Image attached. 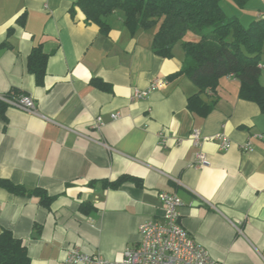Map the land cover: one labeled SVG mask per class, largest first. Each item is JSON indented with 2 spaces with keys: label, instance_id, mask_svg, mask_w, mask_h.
<instances>
[{
  "label": "crops",
  "instance_id": "1",
  "mask_svg": "<svg viewBox=\"0 0 264 264\" xmlns=\"http://www.w3.org/2000/svg\"><path fill=\"white\" fill-rule=\"evenodd\" d=\"M75 1L0 0V42H7L0 48V94L16 88L33 98L38 112L8 106L0 117V179L54 196L46 207L37 196L0 185V232L23 240L30 264H67L72 246L118 260L139 241L141 222L161 219L158 194L174 192L181 224L212 258L264 264V139L254 136L264 131V111L239 96L231 75L200 95L201 105L213 102L209 110L189 109L196 86L184 75L168 77L181 67V43L172 57H161L151 49L153 28L131 32L116 11L103 33L85 24L77 7L71 14ZM226 2L239 20L264 17V0L241 8ZM35 45L48 53L41 85L26 69ZM156 77L166 84L145 99H130L134 88ZM93 78L111 90L92 85ZM113 112L120 116L111 118ZM192 128L206 138L202 167L193 165ZM219 132L231 140L226 151L212 139ZM247 140L251 150L241 147ZM125 173L141 185L104 186Z\"/></svg>",
  "mask_w": 264,
  "mask_h": 264
},
{
  "label": "trees",
  "instance_id": "2",
  "mask_svg": "<svg viewBox=\"0 0 264 264\" xmlns=\"http://www.w3.org/2000/svg\"><path fill=\"white\" fill-rule=\"evenodd\" d=\"M227 0H76L69 11L73 15L77 7L84 15L85 24H95L100 31L110 29L108 17L121 11L123 24L131 32L139 28H153L152 51L164 58L173 56L174 45L180 41L184 51L181 67L169 74V78L186 76L197 91L187 98L191 110H209L213 102L201 105L200 95L215 91L223 76L231 75L240 83L239 96L256 102L264 111V85L259 81L264 45V17L249 20L244 25L232 11L224 8ZM243 7L248 0H228ZM19 17V21H21ZM188 33L195 37L186 38ZM7 42L1 41L0 48ZM48 53L35 45L26 58V69L41 85L46 75ZM91 84L111 90L108 82L91 79ZM24 94L11 88L3 94L15 97ZM9 105L0 100V117L5 119ZM125 181L141 185V179L131 174H121L114 180L104 181V186L116 188ZM0 185L14 194L37 196L41 205L49 207L54 199L43 188H27L5 179ZM87 203H81L84 209ZM0 264H30L26 246L22 239L15 237L8 229L0 232Z\"/></svg>",
  "mask_w": 264,
  "mask_h": 264
},
{
  "label": "built area",
  "instance_id": "3",
  "mask_svg": "<svg viewBox=\"0 0 264 264\" xmlns=\"http://www.w3.org/2000/svg\"><path fill=\"white\" fill-rule=\"evenodd\" d=\"M264 70V63L258 64ZM166 78L156 77L145 88H134L130 99H145L149 93L158 87L164 86ZM0 100L30 114H38L35 101L30 95L22 94L7 97L0 94ZM119 112L111 113V118L116 119ZM103 125L102 118L96 117L94 128L100 130ZM165 132H160L164 137ZM259 139H264V131L254 134ZM190 138L193 146L197 148L193 165L202 167L208 164L205 153L200 149L206 139L198 128H192ZM218 148L226 151L231 145L230 138L222 132L212 136ZM106 146V145H105ZM243 150H251L252 143L247 140L241 144ZM163 207L161 219H148L138 226L139 241L124 249L122 257L118 260H109L99 253H86L78 246L68 249L67 264H225L212 258L208 250L198 243L180 222L179 207L182 202L174 192H160L158 194Z\"/></svg>",
  "mask_w": 264,
  "mask_h": 264
},
{
  "label": "rangeland",
  "instance_id": "4",
  "mask_svg": "<svg viewBox=\"0 0 264 264\" xmlns=\"http://www.w3.org/2000/svg\"><path fill=\"white\" fill-rule=\"evenodd\" d=\"M223 3V5H224V8L226 9V11H228V8H227V2L225 1V2H222ZM244 25H246L248 22H249V20H243V19H241L240 20ZM191 34L192 33H188V35L186 36V38H189V37H191ZM179 46H180V41H178L175 45H174V47L175 48H179ZM181 47V46H180ZM263 55H264V53H263ZM263 58H261V60H262ZM259 81L262 83V84H264V70H260V74H259Z\"/></svg>",
  "mask_w": 264,
  "mask_h": 264
}]
</instances>
